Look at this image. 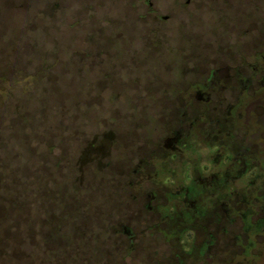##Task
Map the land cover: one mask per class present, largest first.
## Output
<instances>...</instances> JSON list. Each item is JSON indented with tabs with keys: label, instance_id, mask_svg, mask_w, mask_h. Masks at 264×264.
<instances>
[{
	"label": "flooded vegetation",
	"instance_id": "af4514ba",
	"mask_svg": "<svg viewBox=\"0 0 264 264\" xmlns=\"http://www.w3.org/2000/svg\"><path fill=\"white\" fill-rule=\"evenodd\" d=\"M239 5L202 0L218 19L207 43L168 48L177 63L150 96L156 120L128 129L88 202L58 199L63 218L42 224L45 264H264V11ZM102 136L83 152L96 162L117 142Z\"/></svg>",
	"mask_w": 264,
	"mask_h": 264
},
{
	"label": "rangeland",
	"instance_id": "374dc122",
	"mask_svg": "<svg viewBox=\"0 0 264 264\" xmlns=\"http://www.w3.org/2000/svg\"><path fill=\"white\" fill-rule=\"evenodd\" d=\"M149 1L0 0V264H45L42 224L63 213L58 199L88 202L90 188L106 186L99 178L128 129L156 120L150 96L177 63L168 48H200L206 22L218 20L202 0ZM238 1L242 12L251 1L264 11V0ZM108 132L111 158L83 153Z\"/></svg>",
	"mask_w": 264,
	"mask_h": 264
}]
</instances>
